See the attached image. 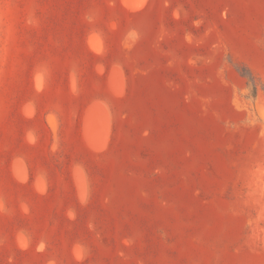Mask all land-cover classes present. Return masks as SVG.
<instances>
[{
  "label": "rangeland",
  "instance_id": "obj_1",
  "mask_svg": "<svg viewBox=\"0 0 264 264\" xmlns=\"http://www.w3.org/2000/svg\"><path fill=\"white\" fill-rule=\"evenodd\" d=\"M109 2L0 0V264H264V0Z\"/></svg>",
  "mask_w": 264,
  "mask_h": 264
},
{
  "label": "bare ground",
  "instance_id": "obj_2",
  "mask_svg": "<svg viewBox=\"0 0 264 264\" xmlns=\"http://www.w3.org/2000/svg\"><path fill=\"white\" fill-rule=\"evenodd\" d=\"M139 1V0H138ZM128 2V1H127ZM133 3V2H132ZM143 3V2H142ZM141 3V4H142ZM131 4V3H130ZM132 5V4H131ZM131 5H130V7H131ZM133 5H135V4H133ZM132 5V8L131 9H133V7H135V6H133ZM136 7H137V5H136ZM95 48V47H94ZM90 107V106H89ZM104 112L102 111L101 112V108L99 107V108H96L95 107V109H92V110H90V112L87 114L88 115V117H86L87 119H86V122H85V125H84V127L85 126H87L88 128L87 129H85V133H86V137H90V139L92 140H94L95 141V143L96 142H99L98 141V139H99V137H100V135H97V134H101L102 132H103V130H104V133H102V135L101 136H103V134H105L106 133V131L107 130H105V128H104V126L105 127H107V120H106V118H103V116L105 115V114H103ZM103 115V116H102ZM107 115V114H106ZM106 120V121H105ZM105 122H106V125H105ZM104 128V129H103ZM96 137V139L97 140H95V137ZM89 139V138H88ZM104 140H105V137H104ZM100 143V142H99ZM99 143H97L98 145H99ZM101 145V144H100ZM97 146V145H96ZM98 148V147H97ZM16 173H18V172H16ZM77 174H79V172L77 173ZM76 174V175H77ZM20 175V174H19ZM21 175H22V178H23V174L21 173ZM81 175V174H80ZM78 176V175H77ZM81 177H83V176H79V180L78 181H80V179H82V180H84L83 178H81ZM20 178V177H19ZM78 178V177H77ZM77 181V183H79V185H81V188H84V187H82V182H84V181H80V182H78ZM82 183V184H81ZM78 185V186H79ZM84 185V184H83ZM43 186V185H42ZM80 187V186H79ZM41 188V187H40ZM42 189V188H41ZM79 190H80V188H79ZM83 191H84V189L82 190V193H83ZM81 192V191H80Z\"/></svg>",
  "mask_w": 264,
  "mask_h": 264
},
{
  "label": "clouds",
  "instance_id": "obj_3",
  "mask_svg": "<svg viewBox=\"0 0 264 264\" xmlns=\"http://www.w3.org/2000/svg\"><path fill=\"white\" fill-rule=\"evenodd\" d=\"M109 6L111 7V0L109 2ZM5 8H7V5H5ZM83 20L85 22H87L88 24H94L95 23V20H96V14L95 12H88V13H85L84 16H83ZM25 24L28 25V26H35L36 25V20L33 18L32 16V13L29 12L28 14V17L25 19ZM89 35L91 36H97V34L93 31V32H90ZM96 52L97 54H100L101 52V49L98 47L96 49ZM6 53H7V47L5 46L4 48V54L6 56ZM30 142H34V140L30 141ZM21 210L25 213H27L28 209L25 205H21ZM8 214V210L4 207L3 203L0 202V215H7ZM43 248V245H41V250ZM79 255L77 256V259H79Z\"/></svg>",
  "mask_w": 264,
  "mask_h": 264
},
{
  "label": "crops",
  "instance_id": "obj_4",
  "mask_svg": "<svg viewBox=\"0 0 264 264\" xmlns=\"http://www.w3.org/2000/svg\"><path fill=\"white\" fill-rule=\"evenodd\" d=\"M149 2H150V0H146L145 5H148Z\"/></svg>",
  "mask_w": 264,
  "mask_h": 264
}]
</instances>
